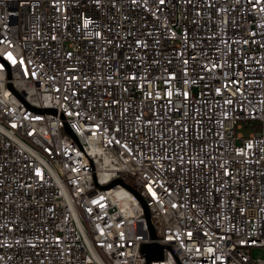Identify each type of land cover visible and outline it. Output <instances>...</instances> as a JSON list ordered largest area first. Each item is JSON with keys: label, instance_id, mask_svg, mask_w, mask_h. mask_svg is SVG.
<instances>
[{"label": "built area", "instance_id": "obj_1", "mask_svg": "<svg viewBox=\"0 0 264 264\" xmlns=\"http://www.w3.org/2000/svg\"><path fill=\"white\" fill-rule=\"evenodd\" d=\"M146 243L264 264V0H0V264Z\"/></svg>", "mask_w": 264, "mask_h": 264}, {"label": "water", "instance_id": "obj_2", "mask_svg": "<svg viewBox=\"0 0 264 264\" xmlns=\"http://www.w3.org/2000/svg\"><path fill=\"white\" fill-rule=\"evenodd\" d=\"M114 183H116V181H113V182L109 183L108 185H106L104 187L105 188L106 187H110ZM144 210H145V213H146L147 218H148V224L151 226V220L149 218V213L147 211V208L145 207ZM150 229H151V235H152V237H155V234H154V231L152 229V226L150 227ZM162 249H163V246L162 245H159V244H156V243H146V244H143L142 247H141V252L144 255V257L146 258V260H147V263L146 264H149V262L151 260L161 259L162 258Z\"/></svg>", "mask_w": 264, "mask_h": 264}, {"label": "rangeland", "instance_id": "obj_3", "mask_svg": "<svg viewBox=\"0 0 264 264\" xmlns=\"http://www.w3.org/2000/svg\"><path fill=\"white\" fill-rule=\"evenodd\" d=\"M257 254H258V251H255V252L253 253L254 256H256Z\"/></svg>", "mask_w": 264, "mask_h": 264}]
</instances>
